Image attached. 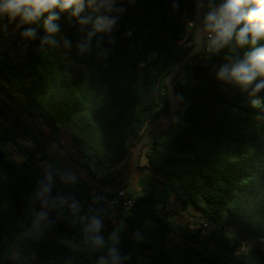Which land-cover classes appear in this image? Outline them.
I'll return each mask as SVG.
<instances>
[{"label":"trees","instance_id":"16d2710c","mask_svg":"<svg viewBox=\"0 0 264 264\" xmlns=\"http://www.w3.org/2000/svg\"><path fill=\"white\" fill-rule=\"evenodd\" d=\"M220 2L201 0L202 28ZM114 7L125 11L107 14L119 16L111 32L91 37L105 13L87 0L78 16H72L75 6L54 9V33L43 28L47 13L32 23L0 18L1 25L17 26V47L26 46L19 56L13 49L0 53V90L7 97L0 96V264H20L4 253L5 242L31 264H97L113 246L121 264H264L263 251H242L245 240L264 239V90L252 96L251 88L242 91L216 78L222 66L230 67L250 49L230 51L233 40L209 52L205 33L202 49L172 77L180 106L161 129L164 122L156 121L172 109L166 76L195 44L194 0H115ZM29 30L35 35L25 36ZM26 120L62 134L69 147L50 141L72 158L75 149L92 160L101 169L92 176L107 189L128 177L135 145L156 122L140 151L146 164L136 173L150 171L213 229L206 237L189 231L150 192L134 196L132 207L116 206L113 223L102 222L107 207L98 196L107 191L90 185L83 171L60 157L70 168L63 172L71 188L48 167L40 170L37 162L45 161L49 147ZM19 136L34 144L36 159ZM9 144L22 160L9 155ZM41 184L48 192L37 198ZM41 211L44 220H38ZM94 220L98 232L91 231ZM221 228L233 229L235 237L217 238ZM96 235L103 247L91 243Z\"/></svg>","mask_w":264,"mask_h":264},{"label":"clouds","instance_id":"9594fccd","mask_svg":"<svg viewBox=\"0 0 264 264\" xmlns=\"http://www.w3.org/2000/svg\"><path fill=\"white\" fill-rule=\"evenodd\" d=\"M90 8L101 11L105 15L99 17L89 33L91 37L96 32H111L119 19L118 15L109 16L108 13L122 14L123 7H114L115 0H87ZM75 6L72 16H78L83 11L85 0H0V18L7 16L9 21L19 18L21 23H32L39 20L46 13L47 19L43 23V28L48 33L58 31L52 21L58 19L53 11L59 9L66 12ZM178 7L173 4V8ZM90 18L82 19L81 24L89 22ZM207 34V49L209 52H219L229 46L234 40L235 46L244 48L248 46L250 50L244 51L243 58L237 59L230 67L224 65L217 73V79L227 84H231L246 91L251 88L250 95L255 96L264 90V0H221L203 19V28L200 35V43L204 41V34ZM25 36H34L31 30L24 33ZM128 35H131L129 32ZM114 43V41H110ZM257 42H262L257 46ZM46 178L51 179L47 174ZM48 187L41 184V191L37 193V198L45 196ZM47 205V200L43 201V206ZM46 213H38V220H44ZM99 222L93 221L91 231H99ZM113 244L117 243L115 233L110 238ZM91 243L98 247L104 246V240L99 235L91 237ZM129 257H123L128 259ZM97 264H121V257L117 254L113 246L108 250L107 257H100Z\"/></svg>","mask_w":264,"mask_h":264},{"label":"rangeland","instance_id":"374dc122","mask_svg":"<svg viewBox=\"0 0 264 264\" xmlns=\"http://www.w3.org/2000/svg\"><path fill=\"white\" fill-rule=\"evenodd\" d=\"M0 26L2 27L3 30L5 29L4 31H2L0 29V43L5 45L4 51H2L0 53H5L7 51H10V49H13L11 52L12 55H14L15 53H17L18 56L23 54V52L25 51V48H26L25 45H23L21 48H19V47L12 46L9 44L7 45V41H6L8 36H11L12 38L17 39V40H19L21 38V36H19L17 33V26L13 23L10 24L9 26L1 25V24H0ZM184 75L185 74L183 73L181 77L183 78ZM26 123H29V121L26 120ZM39 128L41 129V131L43 132V134L45 135V137L48 140H55L61 145H64L66 143L65 138L62 134L53 133L45 125H39ZM18 141L21 144L22 143L24 144L26 139L24 136H19ZM55 146L60 151L65 153L59 146H57L56 144H55ZM26 148L29 150L30 154H32L35 157V159L38 157V153L35 152L36 149H35V146L33 143H32V147H26ZM7 151L13 159H15L17 161L22 160L21 154L12 145L9 144L7 146ZM43 151L45 154V161L44 162L38 161L37 167L40 170H43L45 167H48L51 170V173L54 176H56L57 178L67 177L65 175V173L61 171V166H63V164H62L59 156L54 151L50 150L49 148H45ZM64 166H65V170H64L65 172H67V173L71 172L70 168L67 165H64ZM145 189L148 192H150L152 195H154L156 198H159L161 195V191H162V185L156 184V182L154 180H151L146 184ZM164 199H165V201L163 203H161V205L165 206V210L168 211L169 214L171 215V217H173V219L176 222H178L181 226L185 227L189 231L196 232L201 237H206L209 235V233L213 229V226H208L206 228H203L198 223L199 216L197 215V213L194 210H192L189 206L184 208L181 204H179L175 201L174 197H173V199H174L175 205L169 201V196H165ZM166 206L168 208H166ZM113 212H114V209L107 208V210L105 211V214L102 218V222L108 221L110 223H113V220H114ZM122 227H123L122 224L116 225L114 227V232L116 233L117 231L122 229ZM150 228H151V225L148 224L145 227L144 232H146ZM216 237L217 238H220V237L234 238L235 232L231 228H221L218 230ZM252 247H256L260 251L264 252V243L259 241V240H255V239L245 240L243 242L242 251L247 252ZM4 253L7 256H9L11 259L19 262L20 264H31V262L29 260H27L24 257H22L21 255H19L7 242H5V244H4Z\"/></svg>","mask_w":264,"mask_h":264},{"label":"water","instance_id":"95a60500","mask_svg":"<svg viewBox=\"0 0 264 264\" xmlns=\"http://www.w3.org/2000/svg\"><path fill=\"white\" fill-rule=\"evenodd\" d=\"M194 7H195V37H194L195 44H194L193 48L186 55H184L181 59H179L178 62H176L173 65L171 71L166 76L165 85H166V88L168 90L169 96L171 98V108L172 109H171V112L165 118H162V119H159L156 121V122H159V121L164 122V125L161 127V129H163L166 125H168L172 121V119L176 116L178 109H179V106H180L179 101H178L176 94L174 92L172 82H171L174 73L181 70L189 62V60L195 54H197L203 47V43L201 44L200 39H199L200 35H201V30H202V24L200 22L201 0H194ZM0 96L4 99H7V97L5 96V94L1 90H0ZM13 109L17 113H19V111L15 107H13ZM156 122L152 123L147 128V130L145 131L142 138L135 145L134 155H133V164H132L130 173H129L128 177L123 181V183L114 189L105 188L98 180H96L92 176L91 171L88 167L84 166L79 161L73 159L72 157H70V156L66 155L65 153H63L62 151H60L52 141L48 140L45 137V135L43 134V132L41 131V129L37 125L29 122L28 123V129L35 136V138L38 141L42 142L44 145L49 147L62 160H64L66 163L73 166L74 168L83 171L87 175L88 182L90 185L95 186L99 189L105 190L107 192H113V191L125 188L134 179L137 167L139 165L141 148L154 135V132L150 133V130Z\"/></svg>","mask_w":264,"mask_h":264},{"label":"built area","instance_id":"2783aa9c","mask_svg":"<svg viewBox=\"0 0 264 264\" xmlns=\"http://www.w3.org/2000/svg\"><path fill=\"white\" fill-rule=\"evenodd\" d=\"M207 37V34H206ZM7 45H12V46H19L20 45V40L14 39L11 36H8L7 39ZM5 45L0 43V52L4 51ZM43 125V124H40ZM24 145L26 147H32V142L26 140L24 142ZM71 155L75 158H77L79 161H81L83 164H85L91 172L93 173H98L101 171V169H98L94 162L90 160L88 157L78 153L75 149H71ZM66 187L71 188L72 185L70 183V180L67 177H60L58 178ZM128 187V186H127ZM126 188H122L113 192H107L104 194H101L98 196L99 201L101 204L105 205L109 209H114L116 206H123L125 208L132 207L134 204V196H132ZM179 203L178 201H176ZM180 204V203H179ZM166 208H168L166 206ZM198 223L203 227L206 228L210 226L209 222L206 221L203 218L199 217ZM259 241L264 243V239H260Z\"/></svg>","mask_w":264,"mask_h":264},{"label":"crops","instance_id":"0c3cea01","mask_svg":"<svg viewBox=\"0 0 264 264\" xmlns=\"http://www.w3.org/2000/svg\"><path fill=\"white\" fill-rule=\"evenodd\" d=\"M1 28L2 27L0 26V29ZM64 145L66 147H69V145L67 143H65ZM144 151H145V149L141 148L142 154L144 153ZM73 159L76 160L77 158L74 157ZM145 164H146L145 158L141 157L139 160V165H141L143 167ZM64 170H65V168L63 166H61V171L63 172ZM151 180H154L156 182V184L162 185L161 195L158 198V200L161 203H163L165 201V199H164L165 196H169V201L175 205L174 199L172 197L173 195L171 194L168 187L166 185L162 184L161 182H159L155 175H153L150 171L145 170V169L140 170L137 173H135L134 179L128 185L127 190L132 196H136V195L141 194V193H148V191L145 189V187H146V184ZM113 215H115V212H113ZM171 219H173V217H171ZM121 224L123 225V223H120L119 225H121Z\"/></svg>","mask_w":264,"mask_h":264}]
</instances>
